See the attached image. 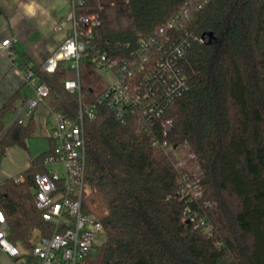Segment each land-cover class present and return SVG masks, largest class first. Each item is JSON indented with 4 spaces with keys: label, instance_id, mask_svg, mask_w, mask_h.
<instances>
[{
    "label": "trees",
    "instance_id": "1",
    "mask_svg": "<svg viewBox=\"0 0 264 264\" xmlns=\"http://www.w3.org/2000/svg\"><path fill=\"white\" fill-rule=\"evenodd\" d=\"M190 0H87L80 14L100 15L92 42L112 58H129L140 36L147 38ZM190 30L204 37L194 42L182 63L190 86L169 112L173 147L190 146L202 171V201L215 204L209 217L215 234L208 237L184 219L197 210L180 196V174L169 157L153 147L135 122L116 120L105 106L84 121L86 183L83 210L105 230V240L79 264H264V0H212L195 15ZM215 38L209 44L208 35ZM49 89L53 113L76 121L79 95L65 82L77 73L64 62L54 73L34 70ZM80 83L88 104L106 89L93 64L80 65ZM18 95L0 110V157L12 147L27 149L35 135L26 125L5 120ZM52 149L35 158L20 176L0 184V208L8 239L29 252L35 232L50 237L54 227L36 208L38 174L47 172Z\"/></svg>",
    "mask_w": 264,
    "mask_h": 264
},
{
    "label": "built area",
    "instance_id": "2",
    "mask_svg": "<svg viewBox=\"0 0 264 264\" xmlns=\"http://www.w3.org/2000/svg\"><path fill=\"white\" fill-rule=\"evenodd\" d=\"M211 1H188L153 35L147 38L140 36L138 47L129 58L118 60L107 52L99 51L92 42L94 29L101 24L100 15L79 13L87 0H69L68 35L43 63V68L48 73H54L64 62L77 73L76 79L65 82V88L69 93L79 95L80 111L76 121L54 113L52 139L55 146L46 160L48 170L35 178L36 208L42 213L43 220L54 227V231L50 237L34 243L29 252H24L8 239L7 218L0 208V254L7 258V264H79L93 252L100 238L105 240L102 224L94 215L83 210V200L89 194L85 179L84 121L95 118L98 106L107 107L121 124L135 122L151 139L153 147L169 157L180 174L181 190L178 194L199 207L197 210L188 207L185 221L208 237L215 234L209 217L215 204L202 201V171L198 160L190 146L173 147L169 143L174 131L169 112L190 90L182 63L194 42L205 41L204 37L193 34L190 24ZM64 26L61 22L55 29L61 30ZM11 45V40L3 41L0 51L13 56ZM84 61L93 64L98 74L106 73L109 78L104 79L106 89L91 104H87L81 92L80 65ZM23 75L26 83L33 88L34 96L22 105L5 132L14 124H28L49 96L48 87L38 82L34 71L26 70ZM182 148L190 151L185 160L180 157ZM57 164L63 166L64 176L52 170ZM14 181L22 183L24 179L18 177Z\"/></svg>",
    "mask_w": 264,
    "mask_h": 264
},
{
    "label": "crops",
    "instance_id": "3",
    "mask_svg": "<svg viewBox=\"0 0 264 264\" xmlns=\"http://www.w3.org/2000/svg\"><path fill=\"white\" fill-rule=\"evenodd\" d=\"M70 11L69 0H0V44L11 40L13 52V56H9L0 51V110L10 98L18 95L14 109L8 116H11V119L22 105L34 96V90L26 83L23 72L34 71L43 66L63 43L68 35ZM61 22L65 26L56 30L55 26ZM33 119L36 131L34 137L28 141L27 149L9 148L5 157L1 158L0 184L21 177L35 158L52 149L54 113L46 102L39 106ZM49 121L53 124L50 128ZM22 150L24 152H21ZM10 151L15 154L16 166L19 168L16 175H10V165L7 162L2 167ZM0 255L8 263L7 258Z\"/></svg>",
    "mask_w": 264,
    "mask_h": 264
},
{
    "label": "rangeland",
    "instance_id": "4",
    "mask_svg": "<svg viewBox=\"0 0 264 264\" xmlns=\"http://www.w3.org/2000/svg\"><path fill=\"white\" fill-rule=\"evenodd\" d=\"M98 77L103 82V84H105L104 83L105 82L104 79L105 80H109L108 75H106V73H100V74H98ZM84 100L86 101V96H84ZM11 122H12V119H11V116H10L5 121L6 126L10 125ZM52 125H53L52 122L49 121L48 128H50V126H52ZM21 152H24V151L22 150ZM189 153H190V151L182 148V152H181V156L180 157H182V159L185 160ZM6 162L10 165V167H9V170H10L9 173H11L10 175H12V174L13 175H16L18 173V171H19L18 170L19 168L17 169V166H16V158H15V154L13 153V151L12 152L10 151V154H8L6 156V158L4 159V162L2 164V167H3L4 164H6ZM195 169H196V167H195ZM52 170L58 172V174L60 176H64V168H63L62 165L57 164L54 167H52ZM195 172H197V171L195 170ZM0 179H1V176H0ZM39 240H40V233L38 231H36L35 232V236L33 238L32 244L34 245V243H36ZM103 240H104V237L100 238L97 241V244L96 245L101 244ZM17 247H19V249H21L22 251L27 252V250H25L24 248H22L20 245L19 246L17 245ZM0 264H7L6 261H5V259L1 255H0Z\"/></svg>",
    "mask_w": 264,
    "mask_h": 264
},
{
    "label": "water",
    "instance_id": "5",
    "mask_svg": "<svg viewBox=\"0 0 264 264\" xmlns=\"http://www.w3.org/2000/svg\"><path fill=\"white\" fill-rule=\"evenodd\" d=\"M208 38H209V41H208L209 44L212 45V44L215 43L216 40H215V38H214V36L212 34H209Z\"/></svg>",
    "mask_w": 264,
    "mask_h": 264
}]
</instances>
